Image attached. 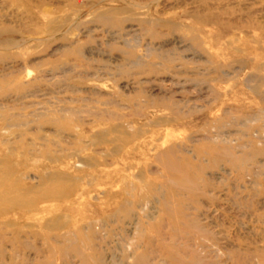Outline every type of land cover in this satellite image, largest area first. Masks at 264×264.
<instances>
[{"label": "rangeland", "instance_id": "obj_1", "mask_svg": "<svg viewBox=\"0 0 264 264\" xmlns=\"http://www.w3.org/2000/svg\"><path fill=\"white\" fill-rule=\"evenodd\" d=\"M0 264H264V0H0Z\"/></svg>", "mask_w": 264, "mask_h": 264}, {"label": "bare ground", "instance_id": "obj_2", "mask_svg": "<svg viewBox=\"0 0 264 264\" xmlns=\"http://www.w3.org/2000/svg\"><path fill=\"white\" fill-rule=\"evenodd\" d=\"M173 110V109H172ZM4 167H5V171H10V172H12V171H14L13 170V168H12V166L11 165H8V164H4ZM56 177V176H55ZM17 184V183H16ZM16 184H15V187H16ZM12 185V182L10 183V184H8V188H9V192H10V194H8V195H11V193L14 191L13 189H14V187L13 186H11ZM56 191V190H55ZM7 193V192H6ZM14 193V192H13ZM5 194V193H4ZM13 195V194H12ZM15 200H16V198H15ZM20 200V199H19ZM18 202H20V201H18Z\"/></svg>", "mask_w": 264, "mask_h": 264}]
</instances>
